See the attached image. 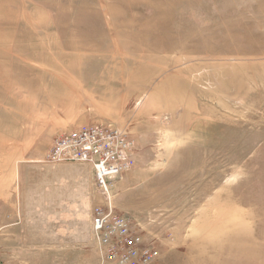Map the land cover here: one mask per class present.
Masks as SVG:
<instances>
[{
	"label": "rangeland",
	"instance_id": "374dc122",
	"mask_svg": "<svg viewBox=\"0 0 264 264\" xmlns=\"http://www.w3.org/2000/svg\"><path fill=\"white\" fill-rule=\"evenodd\" d=\"M88 125L135 141L113 197L154 264H264V0H0L3 264H102L93 168L45 162Z\"/></svg>",
	"mask_w": 264,
	"mask_h": 264
},
{
	"label": "built area",
	"instance_id": "2783aa9c",
	"mask_svg": "<svg viewBox=\"0 0 264 264\" xmlns=\"http://www.w3.org/2000/svg\"><path fill=\"white\" fill-rule=\"evenodd\" d=\"M135 147L126 130L88 125L57 137L46 156L49 164L75 163L93 168L104 197L92 214L94 241L102 264H154L160 258L159 249L145 240L141 223L119 212L114 203L115 183L135 167Z\"/></svg>",
	"mask_w": 264,
	"mask_h": 264
},
{
	"label": "crops",
	"instance_id": "0c3cea01",
	"mask_svg": "<svg viewBox=\"0 0 264 264\" xmlns=\"http://www.w3.org/2000/svg\"><path fill=\"white\" fill-rule=\"evenodd\" d=\"M94 172V171H93ZM92 222V220H91ZM92 226V224H91ZM93 231V229H92ZM94 239V237H93ZM85 256L81 254H68V253H49V252H42V253H32L26 254L24 260V264H60V261L65 262L66 260H77L81 261L84 259ZM87 258V256H86ZM95 259V258H94ZM90 260V258H87ZM96 261V259H95ZM96 264V263H92Z\"/></svg>",
	"mask_w": 264,
	"mask_h": 264
}]
</instances>
